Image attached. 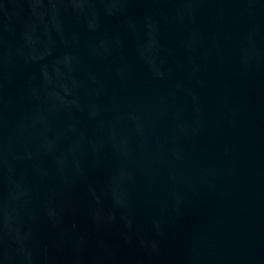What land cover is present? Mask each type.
Instances as JSON below:
<instances>
[{"label": "water", "instance_id": "1", "mask_svg": "<svg viewBox=\"0 0 264 264\" xmlns=\"http://www.w3.org/2000/svg\"><path fill=\"white\" fill-rule=\"evenodd\" d=\"M0 264H264V0H0Z\"/></svg>", "mask_w": 264, "mask_h": 264}]
</instances>
